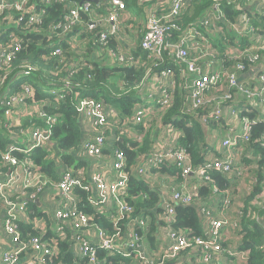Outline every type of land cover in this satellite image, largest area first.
<instances>
[{
  "label": "trees",
  "instance_id": "obj_1",
  "mask_svg": "<svg viewBox=\"0 0 264 264\" xmlns=\"http://www.w3.org/2000/svg\"><path fill=\"white\" fill-rule=\"evenodd\" d=\"M123 1L126 8L121 15L122 25L117 32L108 34L106 44L99 37L100 32L106 30L101 18L108 17L110 13L109 0L89 1L91 10L79 11L83 25L75 26L68 33L59 29L62 35L53 33V26L77 5L87 1L28 0L25 9L35 5L34 13L43 12L40 23L31 22L26 13L16 25L14 21L19 20L23 10L15 6L0 13V38L6 39L9 33L18 30L26 41L24 49L13 63L30 61L37 67L36 71L22 77L17 85L31 84L34 88L33 100L50 102L45 106L47 117H36L37 113L30 110L23 124L25 127L49 126L51 141L55 143V146H38L28 154L13 152V155L27 160L34 173H42L53 180L60 178L59 165L63 169L84 168L87 163L74 154L75 151L80 152L83 141L80 101L86 98L103 101L104 106L118 111L111 118V122L117 123L118 129L115 133L107 132L114 138L103 153L114 149L127 158L128 181L124 199L133 207V215H141L147 221L145 240L150 251L148 254L153 255V264L165 256L162 248L168 224L161 218V203L176 186L166 184L172 182L182 184L194 194L191 203L174 204L175 221L171 223L172 228L181 230L190 238L204 236L203 211L210 209L213 216L227 220L221 231L223 251L219 255H211L219 256L224 262L221 264H264V82L260 80V72L239 77L244 90L248 91L246 93L231 87L224 73L236 64L245 65L247 70L255 69L256 63L249 57L253 53L264 54L261 49L264 48V0H186L177 15L162 20L165 35L160 55L154 49L143 47V41L149 18L151 15L160 18L161 9L167 5V1ZM215 3L220 6L221 15L205 24L203 18L215 12ZM133 7L138 9L139 21L132 18L125 25V13ZM91 22L97 24L95 29L86 26ZM243 24L249 27L241 37L238 30L242 29ZM134 27L138 28V33L134 35L137 38L136 45L123 47V40L130 43L134 41L131 35ZM193 28L198 35L186 43L189 51L187 58L179 59L178 47H181L182 40L191 37L189 31ZM22 30L24 33H21ZM210 40L219 45V48L212 46L214 61H207L204 57V49ZM57 48L63 52L51 56ZM110 51L122 52L132 59L112 60ZM192 62L203 66L212 62L222 73L220 85L207 91L205 99L197 106L189 94L194 77L193 72H189ZM163 72L168 73V76H164L158 85L162 90L165 87L168 89L170 103L163 106L158 99L149 113L145 114L139 110L140 94L148 89L150 77H162ZM217 107L222 109V115L218 119L210 117L211 111ZM232 110L240 114L241 121L247 120L248 136L235 127ZM138 111H142L141 121L135 122ZM157 111L158 121L154 117ZM48 116L54 119L49 122ZM157 123L167 132H163V138L156 135ZM131 127L141 133L132 137ZM1 132L0 148L5 151L15 144V140L7 133L4 137V132ZM233 136H236L237 141L230 147L233 160L231 169L208 168L206 174L209 179L199 178L196 170L211 157L221 159L228 155L222 140ZM109 140L107 138V142ZM161 142L164 146L184 149L188 155L185 166H191L195 173L184 176L178 161L174 159L165 160L160 167L144 165L142 161L158 149ZM140 165L144 169L142 173L138 170ZM0 169H9L1 156ZM165 178L168 180H163ZM85 181L89 189L76 190L83 200L81 208L92 216L93 222L109 234H114L117 231L114 222L103 212L91 207L89 197L92 196V186L88 175ZM168 203L172 204L170 201ZM28 206L32 215L40 214L37 201H31ZM125 221L122 220L120 226H124ZM48 223L47 236L51 237V220ZM19 227L25 236L40 235L33 222L23 220ZM59 247L61 253L54 256L49 264H87V259H81L70 243H60ZM182 253L199 255L200 264H205L201 248H187ZM100 255L106 258L107 264H148L136 256L126 258L104 250H100Z\"/></svg>",
  "mask_w": 264,
  "mask_h": 264
},
{
  "label": "built area",
  "instance_id": "obj_2",
  "mask_svg": "<svg viewBox=\"0 0 264 264\" xmlns=\"http://www.w3.org/2000/svg\"><path fill=\"white\" fill-rule=\"evenodd\" d=\"M109 1L111 5L110 13L108 17L101 18L106 30L100 32L99 40L104 44L107 42L109 33L117 32L120 29L122 25L121 15L126 8L123 0ZM27 2L28 0H12V2L0 0V13L15 6L17 9L23 10L19 20L14 21L16 25L23 19L26 13L29 14L31 22H42L43 12L34 13L35 5L25 9ZM185 2L186 0H171L161 9L162 16L160 18L156 15H151L143 47L154 49V52L157 51V55H160L165 35L162 20H168L172 16L177 15ZM214 6L216 9H220L218 4L215 3ZM80 10L89 12L91 10V3L87 1L80 6L77 5L70 13L65 14L53 26V33L62 35L59 29H63V32L67 31L68 33L75 26L83 25L79 16ZM86 26L92 30L97 27V24L91 22ZM248 27L247 24H243L242 29L238 30L241 37L244 36V30H247ZM21 33H24V30ZM189 33L191 37L187 40H182L181 47H178L177 58L179 59L185 60L187 58L189 51L186 43H190L189 41L198 35L197 30L194 28L190 29ZM25 42L19 35L18 30L9 33L6 39L0 38V109H2L0 113V129L4 132L5 136L7 133L9 137H13V140H15V144L10 145L7 150L4 151L0 148V156L5 161V165L9 167L7 171L0 169V202H4L7 206L3 228L14 245V248L3 253L2 260L4 264H17L21 255L25 252L32 253L28 264H49V261H52L54 256L61 253L60 243H70L74 252L81 259H87V264H107L106 258L100 255V250L126 258L136 256L145 263L153 264V255L148 254L150 251L145 243L147 221L141 215H133V207L124 199L128 173L126 171L127 158L123 153L118 150L113 151L112 170L116 174V181L109 182L101 170L95 171L90 178L92 186V196L89 197L90 205L97 211L106 214L114 222V227L117 228L114 234H109L103 227L93 222L92 216L81 208L83 200L76 190L77 188L89 189V184L85 181L86 174L83 169L76 170L73 167H66L61 170L60 178L53 180L42 173H34L25 160H21L13 155V152L28 154L38 146H48V140L51 139L52 135L49 126L44 128L40 126L25 127L23 124V119L27 117L30 110L37 113L36 117H47L45 106L50 104L49 100H33L34 88L30 84L24 83L20 87H13L14 78L16 77L13 78L15 72H19L18 75H30L37 70V67L30 61H22L19 64L13 63L17 55L24 49ZM261 49L264 50V48ZM212 50V45L207 43L206 50L204 49L206 60L208 57L214 56ZM62 52L61 48H57L51 53V56L59 55ZM110 56L112 60L119 61H126L129 57L122 52L117 53L114 51H110ZM249 58L252 62L256 63L255 69L250 68L247 70L245 65L236 64L234 68L224 72L226 81L231 87L239 88L246 93L248 91L244 90L239 77L260 72V80L264 82V54L253 53ZM129 59L132 58L129 57ZM209 60L214 61L213 59ZM215 66L212 62L205 66L199 65L197 62L189 64V72H193L194 74L189 94L195 106L202 103L207 91H211L220 85L222 73L216 70ZM164 76H168V73L163 72L162 77H153L155 87L163 81ZM53 93L57 94L55 91ZM162 93L163 95L158 102L163 106L169 105L170 92L165 87ZM226 97L230 96L226 95ZM79 111L81 115L88 117L92 122L93 128L98 130V133L84 141L82 149L89 157L101 158L104 156L103 151L107 145V132L111 127V118L116 116L118 111L115 108H107L104 106L103 101H96L91 98L80 101ZM141 112H137L135 122L141 121ZM233 113H235L234 110ZM220 115H222V109L219 107L211 111L210 117L218 119ZM53 119V117L48 116L49 122ZM2 124H5L4 127H2ZM239 132L248 136L247 120L243 121V128ZM27 135L29 143L20 144L19 138ZM24 141L25 139L23 138ZM236 141V136L227 137L222 140V146L227 148L228 155L221 159L211 157L196 170L198 176L208 180L209 176L206 174L208 168L229 171L233 164L230 147ZM169 159L178 161V166L181 167L184 176L195 173V170L191 166H185L188 155L184 149L164 146L162 142L160 147L150 154L145 161L143 160L142 163L149 167H160L161 163ZM138 170L141 173L144 172L141 165L138 167ZM17 185H20L21 188L16 193L9 191L10 188H14ZM48 187L55 189L58 199V205L54 211L57 223L55 227L51 225L53 234L51 237L47 236L49 228L47 222H39V224L33 222V226L39 230L40 235L34 237L25 236L19 227V223L22 221L20 219L21 213L26 212L30 202L37 201L45 188ZM167 195L168 198L164 199L161 203L163 207L161 218L168 224L163 238L164 248H162L165 256L156 264H200L199 255L191 256L192 253H182L187 248L196 250L201 248V255L205 264H221V258L219 256L213 257L211 253L219 255L223 251L221 231L226 225L227 220L213 216L209 211L210 209L205 210L203 211L204 236H193L190 238L181 230L172 228L171 223L175 221L174 204L191 203L194 194L183 186L181 188L173 187ZM168 201L172 204L168 203ZM45 217L49 219L48 221L54 220L53 216L48 217L46 215ZM122 220H126L124 226H120ZM74 264L78 263L75 262Z\"/></svg>",
  "mask_w": 264,
  "mask_h": 264
},
{
  "label": "crops",
  "instance_id": "obj_3",
  "mask_svg": "<svg viewBox=\"0 0 264 264\" xmlns=\"http://www.w3.org/2000/svg\"><path fill=\"white\" fill-rule=\"evenodd\" d=\"M9 1L12 2V0H9ZM166 1L168 4L171 0H166ZM126 12H127L128 16L125 13L126 19L123 20V22H126L125 25H128V22H130L132 18H134V19L137 18V21H139V14L137 13L138 9L136 7L130 8ZM121 24H122V22H121ZM137 33H138V28L137 27L132 28L131 35H132L134 41L131 40V43H130V41H128V40H123L122 46L126 47V48H130V46L132 45V47H134L136 45L135 42H137L136 41L137 38L134 37V35H136ZM16 73L17 72H15L14 75ZM164 83H166V82L164 81ZM154 117L157 119L158 111L156 112ZM157 121H158V119H157ZM80 124H81L82 131H83V141L79 147L80 152L78 153L75 151L74 154L79 160L85 161L87 163V165L81 169H83V171L85 172L86 175L89 176V178H91V175L95 171L101 170V171H103V173L105 174V176L109 182L116 181V178H117L116 174L112 170V161L114 158V156H113L114 149L107 152V153H104V156L101 158H95V157L87 156L85 154V151L82 149V145L87 138L98 133V130L96 128H93L91 120L88 117H85L83 115H81V117H80ZM156 128H157L156 135L157 136L160 135V138H163L164 127H161V125L159 123H157ZM117 129H118L117 123L111 122V127L108 131H110L111 133H115L117 131ZM130 130H131V136L132 137H136L141 133L140 131L134 129L133 127H131ZM164 133H167V132H164ZM23 138L25 139L24 142H23ZM108 138L110 140L107 142L106 149H108L109 142L114 138V136L108 135ZM19 140H20L19 141L20 144H23V143L28 144L29 143L28 135L24 136V137H20ZM56 156H57V154L55 155V157ZM59 169L62 170L63 168L62 167L60 168V165H59ZM163 180H168V179L165 178ZM166 184L174 185L177 183L172 182V183H166ZM177 185H182V184H177ZM20 188H21V186L17 185L14 188H10L9 191L16 193ZM37 204H38L39 210H40L39 215H36V216L32 215L33 213L30 212V209L28 207V210L26 212L21 213L20 219L22 221L23 220L24 221H31L30 223H32V222H36L37 224H39V222L40 223H43V222L48 223L49 221L45 216L48 215V217H50V216L54 217V215H55L54 211L58 205V199L56 197L55 189H53L52 187L45 188L43 193L39 196V199L37 200ZM6 211H7L6 204L4 202H0V264H4V262L2 260L3 253L5 251H8V250L14 248V245L11 242L10 237L6 234V232L3 228V224H4L3 221L5 218ZM43 213H45V214H43ZM56 223H57V220L54 217V220L51 221V224L55 227ZM48 224L50 225V223H48ZM49 225H48V227H49ZM77 250H78V248H77ZM31 255H32V253H30V252L23 253L17 264H28V260L31 257Z\"/></svg>",
  "mask_w": 264,
  "mask_h": 264
},
{
  "label": "rangeland",
  "instance_id": "obj_4",
  "mask_svg": "<svg viewBox=\"0 0 264 264\" xmlns=\"http://www.w3.org/2000/svg\"><path fill=\"white\" fill-rule=\"evenodd\" d=\"M215 8V6H214ZM220 12V9H216L215 8V12H212V13H209L207 15H205V17L203 18L205 24H208V20H213V18H219L221 14ZM207 43H209L210 45L212 46H216L217 48H219V45L217 44V42H213V41H208ZM217 44V45H215ZM90 58V56H89ZM209 59H212V57H208L207 60ZM218 70V69H216ZM160 85H158L157 87L154 86V80L152 77H150V80H149V89L148 90H143L140 94V102H139V110H142L145 114H148L151 107L155 105V103L157 102L158 99H160L163 95L162 93V88L159 87ZM152 94V96H151ZM231 117H232V120H234V123H235V127H237L239 130L243 128V121L240 120V114L239 113H233V110L231 111ZM5 137V135H3ZM3 137V138H4ZM28 164V166L30 167V169L33 170V167L32 165L27 161L25 160ZM14 169V167H13ZM199 177V176H198ZM200 178V177H199ZM175 187H183L181 185H177ZM51 219V218H50ZM145 243H146V240H145ZM146 246H147V243H146ZM221 263H224L223 260L220 261Z\"/></svg>",
  "mask_w": 264,
  "mask_h": 264
},
{
  "label": "clouds",
  "instance_id": "obj_5",
  "mask_svg": "<svg viewBox=\"0 0 264 264\" xmlns=\"http://www.w3.org/2000/svg\"><path fill=\"white\" fill-rule=\"evenodd\" d=\"M19 73V72H18ZM18 73H16L14 76H13V78H14V83H13V87H20L22 84H24V83H22V84H20V85H17V82L22 78V77H25V76H27V75H24V74H19L18 75ZM27 84H29V83H27ZM31 85V84H30Z\"/></svg>",
  "mask_w": 264,
  "mask_h": 264
},
{
  "label": "water",
  "instance_id": "obj_6",
  "mask_svg": "<svg viewBox=\"0 0 264 264\" xmlns=\"http://www.w3.org/2000/svg\"><path fill=\"white\" fill-rule=\"evenodd\" d=\"M85 1H94V2H98L99 0H82V3ZM48 143L55 146V143L51 141V139L48 140Z\"/></svg>",
  "mask_w": 264,
  "mask_h": 264
}]
</instances>
